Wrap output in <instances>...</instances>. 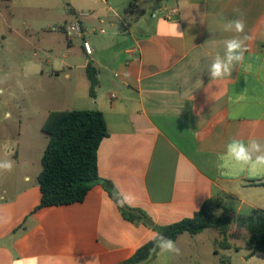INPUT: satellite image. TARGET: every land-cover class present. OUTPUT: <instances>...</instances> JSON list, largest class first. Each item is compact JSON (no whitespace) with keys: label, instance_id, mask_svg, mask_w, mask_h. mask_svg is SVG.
<instances>
[{"label":"crops","instance_id":"0c3cea01","mask_svg":"<svg viewBox=\"0 0 264 264\" xmlns=\"http://www.w3.org/2000/svg\"><path fill=\"white\" fill-rule=\"evenodd\" d=\"M130 1L64 0L63 24L48 31L66 54L81 42L87 57L71 65L65 56L58 67L53 60L47 75L57 80L63 72L64 91L73 93L79 80H88V64L94 69L90 106L74 109L104 116L99 177L130 195L125 205L142 210L154 225L191 217L208 199L236 216L264 210V170L221 166L218 159L232 139L264 143V0H136L127 12ZM31 9L40 26L54 11L47 1ZM235 9L243 13L244 33L223 30L227 20L239 18ZM75 22L82 34L67 35ZM175 23L182 36L174 34ZM233 36L249 37L244 65L211 81L208 65L217 54L223 57V41ZM84 85L89 90V81ZM25 170L0 194V264H264V253L250 254L248 235H231V226L226 242L219 235L181 234L174 240L180 255L158 249L132 262L155 230L124 219L99 184L82 202L35 210L37 177L31 182Z\"/></svg>","mask_w":264,"mask_h":264},{"label":"rangeland","instance_id":"374dc122","mask_svg":"<svg viewBox=\"0 0 264 264\" xmlns=\"http://www.w3.org/2000/svg\"><path fill=\"white\" fill-rule=\"evenodd\" d=\"M46 1L53 7V15L48 16L47 23L36 25L30 16L31 7L36 2L45 4ZM63 2L0 0V164L7 160L13 162L11 171L0 168V194L4 189L14 187L25 168L31 182L37 177L41 169L40 145L46 142L40 124L48 112L90 106L91 97L84 85L88 83L86 78L78 81L75 92L69 93L63 90V72L57 80L47 75L54 59V65L58 67L65 56L71 65L80 64L87 58L80 50L81 42H75L74 48L68 49L66 54L61 45H55L49 39L52 34L48 31L52 25L63 24L59 16L66 9ZM56 31L59 39H64L62 32ZM5 112L11 113L10 119H3ZM18 145L19 161H16ZM27 161L30 162L28 167ZM216 214L220 215L221 209ZM230 229L231 235H248L244 229L239 232L232 225ZM196 235H218V232L207 228Z\"/></svg>","mask_w":264,"mask_h":264},{"label":"trees","instance_id":"16d2710c","mask_svg":"<svg viewBox=\"0 0 264 264\" xmlns=\"http://www.w3.org/2000/svg\"><path fill=\"white\" fill-rule=\"evenodd\" d=\"M136 0H131L126 8L132 12ZM86 76L89 81V95L93 97L97 85L94 69L88 64ZM47 137L42 153L41 169L37 175L40 200L36 209L82 202L88 191L96 184L112 198L124 219L140 222L156 231L154 239L140 247L132 262L147 258L156 252L159 234L173 241L181 234L196 235L207 228L217 230L221 241L226 242L228 229L235 225L248 234L249 253H264V210H252L249 215L236 216L227 207L212 199L205 201L191 217L183 218L168 225H154L140 209H133L117 203V191L108 180L98 175L97 150L100 142L107 136L106 123L101 111L97 109H70L50 111L41 125ZM221 209V214L216 211ZM226 248L229 245L225 244Z\"/></svg>","mask_w":264,"mask_h":264},{"label":"clouds","instance_id":"9594fccd","mask_svg":"<svg viewBox=\"0 0 264 264\" xmlns=\"http://www.w3.org/2000/svg\"><path fill=\"white\" fill-rule=\"evenodd\" d=\"M234 11L238 14L239 18L227 20L223 25V30L225 32H235L238 34L244 33L245 22L242 18L243 13L239 9H235ZM177 27L176 23L173 24L174 34L182 36L183 33L178 32ZM248 39V36H244L243 38L240 36H233L223 41V57L217 54L207 68L211 81L222 80L225 77H229L232 75L237 65H244L245 53L248 51L246 45ZM250 67L249 65L248 69H250ZM10 118L11 113L5 112L3 119L7 120ZM218 159L221 161V166L233 164L241 169H248L253 172L264 170V143L257 139H251L247 143L243 140L232 139L227 143L225 151ZM12 167L13 162L11 160H7L5 163L0 164V168L6 171H11ZM117 196V203H119L121 207L131 203L132 197L130 195L118 192ZM156 248L162 253L181 254V250L177 247L175 241L163 234H159L157 237Z\"/></svg>","mask_w":264,"mask_h":264},{"label":"built area","instance_id":"2783aa9c","mask_svg":"<svg viewBox=\"0 0 264 264\" xmlns=\"http://www.w3.org/2000/svg\"><path fill=\"white\" fill-rule=\"evenodd\" d=\"M100 32L103 33L104 31L101 29ZM66 33H67V35H73V34L81 35L82 34V30H81V27H80L79 23L75 22L73 24H70L67 27ZM82 48H83V51H84V53L86 55H91L92 54V48H91V46L89 45V43L87 41H83ZM111 97H114V94H111Z\"/></svg>","mask_w":264,"mask_h":264}]
</instances>
